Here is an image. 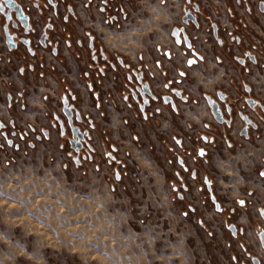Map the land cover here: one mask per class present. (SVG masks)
<instances>
[{"label":"crops","instance_id":"0c3cea01","mask_svg":"<svg viewBox=\"0 0 264 264\" xmlns=\"http://www.w3.org/2000/svg\"><path fill=\"white\" fill-rule=\"evenodd\" d=\"M191 1L52 0V6L40 14L46 22L38 31L39 37L47 33V46L34 55H26L21 47L7 49L11 61L23 64L12 65L14 69L0 80V123L15 125V117L34 133L42 131L46 141L67 139L70 165L55 170L68 173V202L75 214L77 171L81 169L76 156L83 151L70 145L74 134L64 113L68 103L82 122L94 128L101 147V168L106 167L107 174L133 172L118 160L121 150L130 152L147 165L154 186L157 179L162 181L165 204L179 207L180 217L211 218L208 221L214 222L222 238L202 221L194 226L204 243L197 247L198 264H219L225 248L232 257L230 264H249L247 256L252 264H260L252 253L264 254L260 243L264 232V177L260 175L264 172V103L260 99L264 88L257 89L245 79L259 61L241 64L247 53L246 41L235 33L239 21L247 22L241 17V0ZM195 4L199 12L191 9ZM249 11L246 8L244 14L256 23L255 13ZM189 14L196 25L188 24L186 34L202 57L193 66L178 53L171 36ZM46 23L50 31L44 30ZM3 34L6 44L5 28ZM160 50L176 57L168 61ZM236 51L242 53L233 57V66L230 54ZM180 71L186 73L187 103L165 102L159 108L160 116L153 118L154 111H150L158 107L145 106L146 102L163 94ZM10 88H16L18 99L8 93ZM3 94L6 100L1 99ZM218 94L224 96L219 105L229 126L216 122L211 114L208 99L216 101ZM242 98L252 100L254 107L248 105L243 111ZM248 117L256 128L247 124ZM60 122L69 135H60ZM35 138L41 142L37 134ZM142 138L148 143H141ZM35 146L29 141L27 150L15 146V151H8L17 159L14 164L0 165V174H19L16 185L20 189L29 174L39 177V170H44V154L33 150ZM32 155L42 163L36 171L29 165ZM6 185L0 179V189ZM9 186L14 187L12 182ZM8 199L0 191V204H7ZM221 218L235 227L234 234H225ZM175 253H180L183 264H190L192 252L186 246Z\"/></svg>","mask_w":264,"mask_h":264},{"label":"rangeland","instance_id":"374dc122","mask_svg":"<svg viewBox=\"0 0 264 264\" xmlns=\"http://www.w3.org/2000/svg\"><path fill=\"white\" fill-rule=\"evenodd\" d=\"M241 1V17L247 18V22L239 21L235 33L246 41V50L259 61L257 67L252 69L253 73L248 74L252 76H245V79L257 89L260 86L264 88V13L260 14L256 9L258 2L264 0ZM41 3L47 9L46 1L41 0ZM248 6L254 7L256 23L244 14ZM32 19L38 26L36 28H39L38 23L42 25L46 22L39 14ZM5 27L7 23L0 13V80L10 74L12 65L21 67L23 64L11 61L3 34ZM241 53L236 51L230 54L233 66L236 65L233 57ZM259 92V96L264 95ZM8 93L18 99L16 88H10ZM1 99L6 100L5 94ZM260 100L264 103V96ZM152 109L150 113L154 111L153 118L159 117L157 108ZM12 122L15 125L7 123L3 131L8 134V138H3V132L0 131V165H13L17 159L9 155L8 151H15V146L27 150L29 141L36 145L33 150L44 154V170H39V177L29 174L30 179L22 189L16 185L19 174H0V179L8 187L0 191L11 198L4 202L7 204H0V264H183L180 253H175L182 245L192 252L188 255L190 264H198L200 256L197 247L204 243L194 226L202 221L211 225L222 238L214 222L208 221L210 217H186L188 220H185L180 217L179 207L166 205L162 181L157 179L155 186L151 183L145 169L147 165L138 156L135 158L132 154L130 156V152L123 153L121 150L118 160L123 161L129 171H134L107 174L106 167L101 168L100 143L88 122L78 123L82 132L86 130L85 126L89 130H86L88 134L83 139V152L76 156L81 169L77 171L74 214V206L68 202V173L55 170V167L59 169L70 165L66 154L69 152L67 139L62 138L61 142L46 141L39 129L34 133L30 127L21 126L15 117ZM60 125L62 127L63 124ZM13 132L15 137H12ZM36 134L40 136L41 142L36 141ZM6 140H10L12 145L8 146ZM141 140L143 144L148 143L146 138ZM33 155L29 165L32 164L36 171V167L42 163ZM11 182L14 187L9 186ZM72 189L70 191L74 193ZM221 219L219 221L225 234H230L227 228L230 221L223 222ZM210 244L215 247L214 242L210 241ZM252 257L264 264L261 251L253 252ZM250 258L247 256V262L252 264ZM219 261V264H230L232 261L227 248L223 250Z\"/></svg>","mask_w":264,"mask_h":264},{"label":"flooded vegetation","instance_id":"af4514ba","mask_svg":"<svg viewBox=\"0 0 264 264\" xmlns=\"http://www.w3.org/2000/svg\"><path fill=\"white\" fill-rule=\"evenodd\" d=\"M38 1H40V3H41V0H13L15 5H17V6H19L21 8V10L23 12V15L26 16L27 19H28V22H27L25 27H22L18 23V21L16 20V17H15V14L12 11H10L8 8L5 7L3 13L0 11L1 15H4L5 22L7 23V27H5L6 37H7V35L10 36L11 41L13 43H15V45H16L15 48L9 49L8 45L6 44L7 49L15 50L18 47H21L22 49H24V53L26 55H34L35 51L37 49H39L41 47L44 48V47L47 46V43H46L47 33H44V34L41 35V37H39V32H38L39 28L41 26L43 27V24L41 25L40 23H38L39 24V28H36L38 26H37V24L33 23V19H32V17H34V16H36L38 14L40 15L41 13H43V10L45 9L44 7L38 5V3H37ZM45 1H46V5L47 6H49V7L52 6V0H45ZM194 2H195L194 0H193V2L191 1L192 4ZM260 3H263V5H264V1H260V2H258L256 9H257L258 13L263 14L264 11L263 12L260 11ZM191 9L192 10H196L197 12H199V7H198L197 4L193 5V7ZM247 9H249L250 10L249 12H251V13L254 12V7L252 8V7L248 6ZM189 15H185V18H184V19L187 20V23H184V21H183L184 19H183L182 20L183 24L178 26V27H176V28H174V29H179V30L183 29L184 30L183 31L184 34H186V30H187L188 24L192 23L195 26L196 25L195 18L192 15H190L194 19V21H192V20L189 19ZM197 24H198V22H197ZM44 28H45L44 29L45 31H50L52 29V27L49 25V23H46V27H44ZM180 37H181V34H180ZM187 37H188V35H187ZM42 39H43V44H41V40ZM188 40L190 41L189 38H188ZM22 41H26V44H24ZM175 43H176V41H175ZM177 46L179 48L178 53L185 60V62L188 64V66L198 65V64H200L202 62V57L200 56L199 52L196 49L193 48L191 41H190V46H191L190 48H186L182 38H181V44L177 45ZM183 51H186L188 54L184 56L182 54ZM166 54H170V58L169 59L165 57ZM163 56L168 61H171V60H173L176 57V55L174 53H171V52H165ZM247 60L248 61H252V62H256L257 59H256L255 55L250 54L247 51V53L245 52L244 55H243V60L241 61V64H245V62ZM189 61H194V63L190 64ZM182 73H183V75H182ZM185 79H186V73L184 71L178 72L176 78L173 79V80H170L166 84L165 89H164V93L161 94V95L160 94L155 95L154 98L150 100V102L149 101L146 102L145 106H150V105L157 106L158 107L157 113H158V112H160L159 108H161L164 105L165 102L166 103H179V102L187 103L188 100H187V97L184 95V89H183V86H184V83H185ZM246 93H248V92H246ZM248 101L249 100H246L244 98L241 99L240 103H242V107H243L242 110L243 111H246L248 109V105L251 106V108L254 107L252 100H250L249 102ZM223 102H224V96L222 94H218L216 101H212L211 99H208L209 106H210V103L216 104V106H217V110L220 113L222 121H223V123H220V124H225V125L229 126L230 122L225 120L224 115L222 113V109H220V105L219 104H221ZM71 110H72V113H73V117H72L73 126L77 127L80 130V132H82L83 129L80 126V124L83 123L82 119H81L80 124L75 122L74 117L77 114V111H75L73 109V107L71 108ZM226 110H227V112H230L231 108L228 107ZM210 111H211V107H210ZM263 111H264V109H263ZM211 114H212V111H211ZM77 115H79V114H77ZM212 116H213V114H212ZM214 120H215V118H214ZM62 124H63V122H62ZM247 124L249 126H252L253 128H256L255 121L253 119L249 118V117L247 119ZM65 128H66V125L63 124L61 129H60V135L65 134ZM85 128H86V130L88 129L87 126H85ZM4 130H6V126H4L3 124L0 123V131L3 132ZM86 130L84 132H82V133H86V135H87L88 133L86 132ZM246 132H247V129H245V133ZM2 135L4 136V138H8V134L5 133V132H3ZM86 135H84V138H86ZM13 136L15 137V133L14 132L12 133V137ZM43 137L46 138L44 134H43ZM22 139H23V136H22ZM39 139H40V136H39ZM9 143H10V145H9ZM7 145H9V146L12 145L10 140H7ZM81 145H82V148H83V140L81 142ZM82 148H81V150H82ZM215 208H217V210H218L219 206L216 205ZM261 216L263 218V215H261ZM263 220H264V218H263ZM228 230L231 233H233V234L235 233V227L234 226H229L228 225ZM240 233H242V231H240ZM262 233H264V232H262ZM260 243H261V241H260ZM261 247H262V245H261ZM263 251H264V249H263Z\"/></svg>","mask_w":264,"mask_h":264},{"label":"water","instance_id":"95a60500","mask_svg":"<svg viewBox=\"0 0 264 264\" xmlns=\"http://www.w3.org/2000/svg\"><path fill=\"white\" fill-rule=\"evenodd\" d=\"M6 8H8L10 11H12L14 14H15V17H16V20L18 21V23L22 26V27H25L27 22H28V19L26 16L23 15V12L21 10V8L17 5H15V3L13 2L12 4H9V5H6L5 6ZM4 7V9H5ZM4 9L3 11H1L2 13L4 12ZM260 11L263 12L264 11V5L263 3H260ZM189 19L194 21L193 17H191L189 15ZM184 23H187V20L184 19L183 20ZM184 30L183 29H174L172 31V37L174 38V40L176 41V44L177 45H180L181 44V38L184 42V45L186 46V48H190V41L188 40V37L186 34H184L183 32ZM180 34H181V37H180ZM24 44H26V41H22ZM6 44L8 45L9 49H13L15 48V43H13L11 41V38L10 36L7 35L6 37ZM41 44H43V39L41 40ZM144 92L146 94H149L148 92V88H145L144 89ZM68 106V103H65V110H64V113H65V116L66 118L68 119V123H69V126L72 128V132L74 134V138L72 140V142L70 143L72 149L76 150V151H79L81 150L82 148V145H81V142L82 140L84 139V135H86V133H82L80 132V130L77 128V127H74L73 126V120H72V117H73V113H72V110L70 107H67ZM210 107H211V111H212V114L215 118V120L218 122V123H223L222 121V118H221V115L220 113L218 112L217 110V106L216 104H212L210 103ZM74 120L75 122L77 123H80L81 122V118L79 115H75L74 117ZM10 145V143H9ZM263 215V218H264V213H262ZM260 241H261V245H262V248L264 249V233H262L260 235Z\"/></svg>","mask_w":264,"mask_h":264},{"label":"snow or ice","instance_id":"6c2138e0","mask_svg":"<svg viewBox=\"0 0 264 264\" xmlns=\"http://www.w3.org/2000/svg\"><path fill=\"white\" fill-rule=\"evenodd\" d=\"M13 3V0H0V11H3L4 7L6 5H9V4H12ZM189 63H194V61H189ZM183 75V73H182ZM177 143H179V141H177ZM260 175L262 177H264V172H261ZM241 204H243V201H240Z\"/></svg>","mask_w":264,"mask_h":264},{"label":"built area","instance_id":"2783aa9c","mask_svg":"<svg viewBox=\"0 0 264 264\" xmlns=\"http://www.w3.org/2000/svg\"><path fill=\"white\" fill-rule=\"evenodd\" d=\"M164 53H165L164 51H161V50L159 51V54H160V55H164ZM182 54L185 56V55H187L188 53H187L186 51H183ZM165 57L169 59V58H170V54H166Z\"/></svg>","mask_w":264,"mask_h":264}]
</instances>
